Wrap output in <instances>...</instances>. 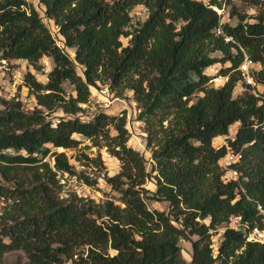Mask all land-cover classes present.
Returning <instances> with one entry per match:
<instances>
[{
    "label": "trees",
    "instance_id": "16d2710c",
    "mask_svg": "<svg viewBox=\"0 0 264 264\" xmlns=\"http://www.w3.org/2000/svg\"><path fill=\"white\" fill-rule=\"evenodd\" d=\"M40 1L75 54L58 43L28 0H0V60L23 58L37 69L43 55L55 62L46 80L30 70L24 75L36 98L32 109L20 98L0 97V197L7 202L0 215V264L16 249L25 251V264H264V244L229 225L238 215L250 226L263 219L264 102L247 85L234 91L245 53L260 63L257 77L264 83V0H246L256 14L224 1L237 17L223 23L234 38L229 41L216 32L220 15L209 5L222 0ZM137 5L148 15L134 23ZM218 63L229 78L214 85L207 68ZM105 80L111 89H133L149 124L150 157L129 143L125 110H99L87 119L80 114L92 86ZM234 123L235 138L216 144ZM77 135L121 160L117 173L103 172L118 202L75 191L61 196L66 173L98 182L59 150L77 147ZM230 148L243 154L235 178L220 165ZM76 159L104 163L100 154L81 152ZM148 179L155 190L145 186ZM147 198L168 200L170 209L151 208ZM220 227L214 253L212 234ZM181 238L192 243L190 259Z\"/></svg>",
    "mask_w": 264,
    "mask_h": 264
},
{
    "label": "rangeland",
    "instance_id": "374dc122",
    "mask_svg": "<svg viewBox=\"0 0 264 264\" xmlns=\"http://www.w3.org/2000/svg\"><path fill=\"white\" fill-rule=\"evenodd\" d=\"M32 3L43 16L45 23L49 26L53 35L56 37L58 43L64 46L63 37L58 30V25L54 22L52 18L45 15V5L40 0H28ZM210 1V0H209ZM223 4L219 5L221 8H225L226 12H229V6H226L225 0H222ZM233 2L242 11H247L251 14H256L257 10L255 6H252L246 0H233ZM133 22L136 23L137 20H145L148 15V10L144 5H137L131 11ZM227 14V13H226ZM226 20L233 23L237 21V17H233L227 14ZM249 20H253L252 17ZM128 40V36L124 37V41ZM65 50L74 57L75 49L72 47L64 46ZM214 54L220 55L219 51L214 52ZM55 62L50 55H43L39 60L40 69H37L32 63L27 59L23 58H10L0 60V97L10 99L12 97L20 98L23 102L25 109H32L36 104V98L34 94L29 90V87L24 84V75L27 71H32L41 80L47 79L48 72L53 68ZM228 64V62L226 63ZM259 66V65H258ZM220 69L219 63L217 65H211L207 68L209 74L215 72V68ZM77 70L79 73L83 74V66L81 64L77 65ZM210 82H212L210 80ZM241 82V81H240ZM236 85L235 94L239 92H244L243 85L241 83ZM66 86L68 91H72V86L66 81ZM103 89V90H102ZM110 90L107 91L106 90ZM110 92V93H109ZM111 101L109 105L105 103V100ZM196 99L194 96L193 100ZM82 111L80 114L83 118H91L99 110H105L110 113H117L122 110L126 111L127 114V126L130 130L129 143L134 147L140 149L146 156H151V148L147 146V134L149 124L141 118V106L138 104L137 99L134 96L133 89L118 86L116 89H111L109 86V81H99L98 86H92V96L89 102L82 103ZM164 124H168V120L164 121ZM236 124H232L230 130L235 129ZM81 142L77 147L73 148H63L60 147L59 150H65L70 160L78 164L79 168H85L93 177H98V182L95 185H89L83 182L77 175H69L66 173L61 182L63 183V189L61 191V196H69L71 192L75 191L80 196L93 197L97 201H103L106 198L115 199L118 202L119 192L114 190L110 184H108L103 176V172L107 171L110 174L117 173L121 168V160L117 155L110 152L107 146L95 145L90 138H86L82 135H77ZM219 142V138H215V143ZM85 152L90 157H95L101 155L103 159V164L101 166H95L94 162H90V165L80 164L83 161H78L76 155ZM51 163L53 162L52 156L48 158ZM150 163L148 168H150ZM145 186L150 190L156 189V183L153 179H148ZM148 205L151 208H159L168 211L170 209V202L168 200H158L155 198H147ZM6 200L0 197V215L6 205ZM224 227H220L218 230H213L212 240L214 245V253L217 252V247L221 241L222 232ZM180 243L183 248V254L187 259L191 258L192 243L186 238H181ZM115 252V250H111ZM27 256L25 251L21 249L9 250L5 252L3 256L2 264H25L27 261ZM63 264H78L76 261L67 260Z\"/></svg>",
    "mask_w": 264,
    "mask_h": 264
},
{
    "label": "built area",
    "instance_id": "2783aa9c",
    "mask_svg": "<svg viewBox=\"0 0 264 264\" xmlns=\"http://www.w3.org/2000/svg\"><path fill=\"white\" fill-rule=\"evenodd\" d=\"M205 3H209V0H203ZM214 9L217 10V12L220 15L219 23L216 27V32L218 34H223L225 36V39L227 41L234 40L233 36L231 34H226L224 31L223 23L226 20L228 12H226L225 8H221L218 4H209ZM227 13V14H226ZM259 65V66H258ZM261 67L259 62L254 61L251 59L247 53H245V57L243 61L239 65V71L241 74V84L243 85V88L247 85L248 89H250L253 93H255L257 96H259L262 101L264 102V83L258 80L257 77V70ZM229 74H222L219 73V69L216 67L215 72L213 73V77L211 79V83L214 85H220L224 81L228 80ZM238 82V83H239ZM103 90V89H102ZM110 91V90H106ZM110 93V92H109ZM105 103L109 105L111 101L109 98L105 100ZM239 123V122H238ZM234 139V130L230 132L229 135L226 134H220L216 138H219L218 145L221 144H228V138ZM242 152L238 150H234L230 148L224 156L220 159V165L222 169L224 170V175L228 178H235L239 177L240 170L237 167L236 163L240 161L242 158ZM259 208L261 212L263 213V219L261 224H256L253 226H250L247 221H243L240 216H234L231 218L229 225L231 227H234L236 229H241L246 232V238L248 241H258L264 244V209L259 205Z\"/></svg>",
    "mask_w": 264,
    "mask_h": 264
}]
</instances>
